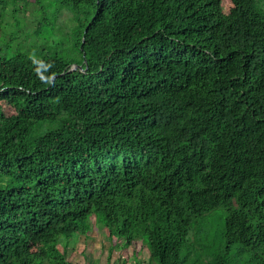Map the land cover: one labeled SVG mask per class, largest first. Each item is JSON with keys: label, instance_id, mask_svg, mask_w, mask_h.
I'll list each match as a JSON object with an SVG mask.
<instances>
[{"label": "trees", "instance_id": "trees-1", "mask_svg": "<svg viewBox=\"0 0 264 264\" xmlns=\"http://www.w3.org/2000/svg\"><path fill=\"white\" fill-rule=\"evenodd\" d=\"M230 1L0 0V264H72L92 217L145 264H264V10Z\"/></svg>", "mask_w": 264, "mask_h": 264}, {"label": "rangeland", "instance_id": "rangeland-1", "mask_svg": "<svg viewBox=\"0 0 264 264\" xmlns=\"http://www.w3.org/2000/svg\"><path fill=\"white\" fill-rule=\"evenodd\" d=\"M258 4L264 10V0H259ZM231 5L230 0H221L223 12H227ZM7 112L10 111L9 104L6 102L0 103ZM224 211L222 208H217L207 215V237L210 243L222 247L217 237L219 228L223 226ZM94 217L91 218V231L86 236H79L75 245H68L66 258L72 264H145L147 262L148 251L141 238L134 240L132 244H126L124 239L117 237H110L104 231L103 227L94 223ZM222 245V246H220ZM192 253L190 259H204L203 256L213 255L214 248L207 249L206 255L204 251L200 250L196 244L190 245ZM61 249V246L58 245ZM38 249L37 243H32L31 250ZM223 261L227 264H251L249 261V253L240 252L238 248L233 245L228 251H218ZM124 256H126L124 258ZM254 264H260L254 259Z\"/></svg>", "mask_w": 264, "mask_h": 264}]
</instances>
